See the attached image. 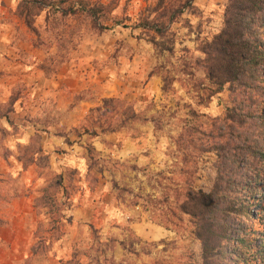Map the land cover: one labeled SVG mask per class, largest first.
I'll use <instances>...</instances> for the list:
<instances>
[{
  "label": "rangeland",
  "instance_id": "1",
  "mask_svg": "<svg viewBox=\"0 0 264 264\" xmlns=\"http://www.w3.org/2000/svg\"><path fill=\"white\" fill-rule=\"evenodd\" d=\"M156 3L0 0V264H264L258 207L208 256L181 209L250 162L264 195L240 149L264 146V90L216 92L204 68L230 0H193L162 35L140 25Z\"/></svg>",
  "mask_w": 264,
  "mask_h": 264
},
{
  "label": "trees",
  "instance_id": "2",
  "mask_svg": "<svg viewBox=\"0 0 264 264\" xmlns=\"http://www.w3.org/2000/svg\"><path fill=\"white\" fill-rule=\"evenodd\" d=\"M192 1L157 0L156 6L145 8L150 13H155L154 18H143L140 25L162 35L166 22L174 21L177 15L192 5ZM228 7L224 27L203 47L206 76L216 86V92L225 84H238L248 90H264V0H230ZM254 116L263 118L261 114ZM243 140L245 143L240 149H245L244 159L250 157L256 162L264 160L262 138H257L249 144L245 138ZM226 155L223 163L225 167L236 164V159L233 158V164H229L230 157L228 153ZM255 167L256 165L250 162L249 168L245 169L246 173L242 171L241 177L236 174L233 177L234 173H226L221 168L225 171L222 173L218 169L217 182L209 193L201 190L186 192L187 199L181 209L197 223V236L202 241L204 256L218 248L221 240H237L238 234L244 231L242 222L234 220L229 223L226 216L237 213L250 216L254 214L250 209L251 204L258 207L256 214L261 212V219L263 218L264 195L256 185L259 174H248L254 171ZM236 190L245 193V196L234 194ZM259 193L262 195L258 196ZM245 199L249 201L247 205L242 203Z\"/></svg>",
  "mask_w": 264,
  "mask_h": 264
},
{
  "label": "crops",
  "instance_id": "3",
  "mask_svg": "<svg viewBox=\"0 0 264 264\" xmlns=\"http://www.w3.org/2000/svg\"><path fill=\"white\" fill-rule=\"evenodd\" d=\"M20 63V62H19ZM21 65H23V64H21ZM25 66V65H24ZM19 68L24 72V69L25 68H22V66L20 67L19 66ZM13 73H18V72H15V71H12ZM11 80V82H9V80H7L6 81V83L8 84V83H13L14 81H15V78L14 79H10ZM27 93H28V90L26 89L25 91H24V96H26L27 95ZM25 99V98H24ZM134 226V229L136 230V232L141 236V237H143V238H147V237H149L150 235H151V232H150V226H149V224H146V223H144V222H142V223H137V224H135V225H133Z\"/></svg>",
  "mask_w": 264,
  "mask_h": 264
}]
</instances>
